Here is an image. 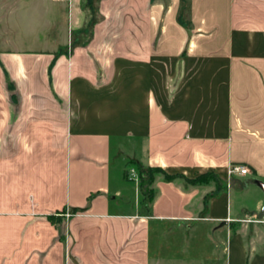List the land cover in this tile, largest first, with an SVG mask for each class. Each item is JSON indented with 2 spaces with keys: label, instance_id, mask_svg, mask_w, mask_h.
I'll list each match as a JSON object with an SVG mask.
<instances>
[{
  "label": "crops",
  "instance_id": "obj_1",
  "mask_svg": "<svg viewBox=\"0 0 264 264\" xmlns=\"http://www.w3.org/2000/svg\"><path fill=\"white\" fill-rule=\"evenodd\" d=\"M0 41V264H264V0H0ZM119 142L212 180L123 210Z\"/></svg>",
  "mask_w": 264,
  "mask_h": 264
},
{
  "label": "rangeland",
  "instance_id": "obj_2",
  "mask_svg": "<svg viewBox=\"0 0 264 264\" xmlns=\"http://www.w3.org/2000/svg\"><path fill=\"white\" fill-rule=\"evenodd\" d=\"M57 29H59L58 26L46 27V32H45L44 35L46 37H54V35H56ZM68 35H69L68 37H69V44H70L71 41L74 40V37L76 35V32L75 31H72L71 29H69L68 30ZM28 37H29L28 38L29 42H26V43L25 42H22V43L21 42H18V43H15L16 46H19L21 48L22 47L23 48H29V47L36 48V44L30 40L31 36H28ZM72 38H73V40H72ZM6 48H8V47L5 44V42L0 41V52L1 51L4 52V50ZM124 144L125 143L119 142V144H118L119 145V148L118 149H119V152L120 153L114 154V156L116 155L117 157L113 158V160H112V166H111V184H113V185L119 184V182H116L117 179H116V181H115V179H113V176L117 174V171L121 170L122 177H123V182H121V184H119L120 185V188H121V192H122V195L120 197L122 199V204H121L120 207L123 210H127V209L129 210L130 203H136L137 201H139V199L142 197V195H141V189H140V186H139V179L137 178V181H130L128 179V170L130 168H133V167L136 170V168H137L138 165L131 164V162L128 159V157H124V159L122 158V156L124 155V152H123V149H124L123 145ZM129 156H130V154H129ZM139 166L142 169V171L146 168L143 165H139ZM211 178L212 177L210 175H206L205 178H204V180H202L201 182H197L195 184H208L210 182V180H212ZM155 179H156V177H155ZM232 182H233L232 180H231V183L229 181L230 184H232ZM215 185L218 186L217 183ZM151 186L152 185L148 186L146 188V190L148 188H150ZM216 189H217V187L214 190H216ZM146 190H143V192L145 193ZM214 190H212L210 192H214ZM255 195H258L260 197V192H259V189L257 187H254L252 192L250 191V193H247V196L245 198L247 200H251V198L253 199ZM262 207H263V205L261 206V208Z\"/></svg>",
  "mask_w": 264,
  "mask_h": 264
},
{
  "label": "trees",
  "instance_id": "obj_3",
  "mask_svg": "<svg viewBox=\"0 0 264 264\" xmlns=\"http://www.w3.org/2000/svg\"><path fill=\"white\" fill-rule=\"evenodd\" d=\"M136 173L139 179V186L141 189V194L144 196L141 201V204L143 203L145 207H146V204H150L152 202L153 197H154V190L152 188H148L146 190V188L153 184L155 177L157 175H160L164 181H173L175 179H182L185 181V183L191 184V185L197 182H201L202 180H204L205 176L207 175V174L200 175L199 177L195 179L189 180V179H186L183 175L168 174L161 168H151V167H146L143 171L140 167H137ZM143 190H146V192L144 193Z\"/></svg>",
  "mask_w": 264,
  "mask_h": 264
},
{
  "label": "built area",
  "instance_id": "obj_4",
  "mask_svg": "<svg viewBox=\"0 0 264 264\" xmlns=\"http://www.w3.org/2000/svg\"><path fill=\"white\" fill-rule=\"evenodd\" d=\"M248 173H249L248 168L243 165H230L227 168L228 175H233V174L246 175ZM137 178L138 176H137L136 170L134 168H130L128 170V179L130 181H137Z\"/></svg>",
  "mask_w": 264,
  "mask_h": 264
},
{
  "label": "water",
  "instance_id": "obj_5",
  "mask_svg": "<svg viewBox=\"0 0 264 264\" xmlns=\"http://www.w3.org/2000/svg\"><path fill=\"white\" fill-rule=\"evenodd\" d=\"M255 183L261 189V191L263 192V195H264V184L260 181H256ZM262 209H264V204H263Z\"/></svg>",
  "mask_w": 264,
  "mask_h": 264
}]
</instances>
